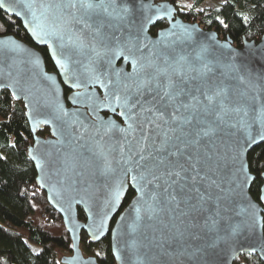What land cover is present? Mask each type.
Segmentation results:
<instances>
[{
	"label": "water",
	"instance_id": "water-1",
	"mask_svg": "<svg viewBox=\"0 0 264 264\" xmlns=\"http://www.w3.org/2000/svg\"><path fill=\"white\" fill-rule=\"evenodd\" d=\"M5 2L10 8L6 6L0 11L21 23L33 45L12 35L0 36V91H8L24 106L25 119L33 137L27 155L36 170V183L46 194L48 204L61 217L71 239L72 254L61 257L60 263L98 264L95 257H85L80 250V233L84 231L91 243H98L109 234L115 264H233L243 255L257 256L264 264V163L258 202L250 195L255 176L249 172L247 162L248 153L264 143L261 138L264 136V38L260 41L243 39L238 48L228 36L219 39L215 31L203 30L198 23L184 21L168 1L142 0L151 5L149 15L154 23L146 24L147 30L141 34V40L144 43L159 41L157 51H169L165 46L171 45L176 52L190 57L200 45L208 47V58L222 66L216 76L217 83L228 89L227 103L233 107L242 106L248 112L247 115L241 112L226 116L215 135L199 146L209 178L215 179L226 190L235 189L226 201L230 220L223 226L239 222H244L245 226L229 245L208 249L192 257L190 253L202 242L178 238L179 232L185 231L188 218L180 216L179 209L173 210L159 202L156 204L158 211L151 214L145 203L147 196L140 199L139 184L131 179L136 173L128 171L135 167L134 161H128L131 137L125 140L118 131L105 135L102 129L98 133L93 127L102 120H114L118 126L126 127L119 115L97 107L105 92L117 88L116 77L111 73L101 75L107 88L90 79L91 68L97 67L104 72V66L100 62L90 63L94 58L90 48L79 50L73 46L76 28L65 23L56 7L63 0ZM28 4L33 7H26ZM139 19L140 12L137 11L133 22ZM161 20H165L167 26L151 35V27ZM103 32L107 37L105 43L109 45L123 44L130 35H136L135 28L130 29L127 22L119 21H107ZM60 36L64 37L66 46L63 48ZM188 36L191 46L183 42ZM87 39L91 41L92 37ZM42 47L47 49L55 69L53 72L45 67L38 50ZM147 54L148 49H144V55ZM56 60L64 67H59ZM113 67L121 70L122 79L123 73L133 71L130 62L123 58L114 60ZM77 83L80 87H75ZM64 89L68 91L67 95ZM42 128L49 131L46 137L37 136ZM241 165L249 179L237 187L244 179V172L239 171ZM237 174L239 180L232 183ZM129 189L134 196L122 207ZM209 191L214 198L221 194L214 187ZM249 204L252 205L250 209ZM78 208L85 215L83 222L78 220ZM137 208L140 209L139 219ZM242 208L248 211L237 215Z\"/></svg>",
	"mask_w": 264,
	"mask_h": 264
},
{
	"label": "snow or ice",
	"instance_id": "snow-or-ice-1",
	"mask_svg": "<svg viewBox=\"0 0 264 264\" xmlns=\"http://www.w3.org/2000/svg\"><path fill=\"white\" fill-rule=\"evenodd\" d=\"M6 6L10 8L5 0H0V9ZM26 7L32 8L33 5ZM56 7L65 23L76 28L73 46L79 50L90 48L94 54L90 63L96 65L100 62L104 66V72L97 67L91 68L90 79L107 88L101 75L111 73L116 77L117 88L105 92L97 107L119 115L126 127L118 126L114 120H102L93 127L98 133L102 129L105 135L118 131L125 140L131 137L128 140V161H134L135 167L128 171L136 173L131 179L139 184L140 199L147 196L145 203L149 212L156 214L159 202L173 210L179 209V215L188 218L187 227L179 232L178 238L202 242L190 253L192 257L208 249L229 245L245 226L244 222L223 226L226 220H230L226 201L235 189L226 190L215 179L209 178L199 146L215 135L225 123L226 116L241 112L247 115L248 112L242 106L233 107L227 103L228 89L217 83L216 76L222 66L208 58L210 49L200 45L190 57L176 52L171 45L165 46L169 51H157L159 41L144 43L141 34L147 30L146 24L154 21L149 15L151 5L142 0L139 3L136 0H63ZM137 11L140 19L134 23ZM97 17L103 19H94ZM107 21L127 22L130 29L135 28V37L130 35L123 44L105 43L107 37L103 29ZM88 36L92 37L91 41ZM59 38L61 47H65L64 37ZM190 41L188 36L183 42L191 46ZM69 42L72 43L71 37ZM144 49H148L147 56ZM121 58L130 62L133 68L131 73H123V79L121 70L113 67L114 60ZM56 64L64 67L59 60ZM75 87H80L79 83ZM231 126L236 127L235 124ZM239 171L244 172V179L237 187L249 179L243 165ZM237 180L238 174L234 175L232 183ZM213 187L221 193L215 198L209 191ZM250 208L251 204L248 205ZM248 209H240L237 215ZM136 211L139 219L140 209Z\"/></svg>",
	"mask_w": 264,
	"mask_h": 264
},
{
	"label": "trees",
	"instance_id": "trees-1",
	"mask_svg": "<svg viewBox=\"0 0 264 264\" xmlns=\"http://www.w3.org/2000/svg\"><path fill=\"white\" fill-rule=\"evenodd\" d=\"M177 9L184 21L198 23L204 30H213L219 39L227 36L235 47L243 39L264 38V0H220L214 7L200 8L208 0H183L190 3L185 10L180 0H166ZM223 21V23H221ZM167 26L157 22L150 34ZM12 35L33 45L21 23L0 11V36ZM47 71H55L46 48H38ZM65 95L68 93L64 89ZM47 128L37 132L46 137ZM33 137L24 115L21 101H15L8 91H0V264H61L59 254H72V242L59 214L48 204L46 194L36 183V170L27 155ZM249 172L255 176L250 195L260 202L261 174L264 163V143L247 155ZM134 196L129 189L122 207ZM78 220L85 215L77 209ZM114 221H112L111 225ZM264 233V219H263ZM80 250L85 257H95L98 264H115L111 254L109 234L98 243H91L86 233H80ZM36 248V251L34 250ZM62 256V257H63ZM233 264H262L257 256L243 255Z\"/></svg>",
	"mask_w": 264,
	"mask_h": 264
},
{
	"label": "rangeland",
	"instance_id": "rangeland-1",
	"mask_svg": "<svg viewBox=\"0 0 264 264\" xmlns=\"http://www.w3.org/2000/svg\"><path fill=\"white\" fill-rule=\"evenodd\" d=\"M181 1H183V0H180L179 2H178V4L179 5H183V9H187L188 7H189V5H190V3L189 2H187V1H184V2H181ZM220 0H208V1H206L200 8H203V7H214V6H216V4H217V2H219ZM201 29H203V28H201ZM204 30V29H203ZM35 251H36V248L34 249ZM63 255H61V254H59V256H58V258H60V257H62ZM70 256V255H69Z\"/></svg>",
	"mask_w": 264,
	"mask_h": 264
},
{
	"label": "flooded vegetation",
	"instance_id": "flooded-vegetation-1",
	"mask_svg": "<svg viewBox=\"0 0 264 264\" xmlns=\"http://www.w3.org/2000/svg\"><path fill=\"white\" fill-rule=\"evenodd\" d=\"M67 94H68V93H67ZM67 94H66V95H67ZM103 115H104V116H106L107 114H106V113H104Z\"/></svg>",
	"mask_w": 264,
	"mask_h": 264
}]
</instances>
